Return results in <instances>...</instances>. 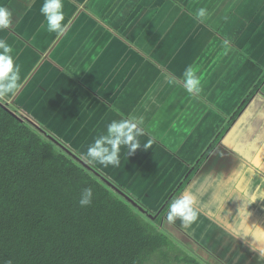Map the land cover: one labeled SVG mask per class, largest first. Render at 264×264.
<instances>
[{"label":"crops","instance_id":"1","mask_svg":"<svg viewBox=\"0 0 264 264\" xmlns=\"http://www.w3.org/2000/svg\"><path fill=\"white\" fill-rule=\"evenodd\" d=\"M42 3L0 0L13 14L0 39L21 77L0 98L86 163L109 122L142 117L134 153L88 164L156 210L199 160L168 201L194 198L199 215L185 231L216 242L215 257L264 256V171L251 163L257 149L264 160V0H63L56 33ZM189 65L196 93L184 88Z\"/></svg>","mask_w":264,"mask_h":264},{"label":"trees","instance_id":"2","mask_svg":"<svg viewBox=\"0 0 264 264\" xmlns=\"http://www.w3.org/2000/svg\"><path fill=\"white\" fill-rule=\"evenodd\" d=\"M20 115L0 104V264H146L168 248L162 232L99 181L106 176L89 174ZM86 187L94 196L81 207Z\"/></svg>","mask_w":264,"mask_h":264},{"label":"clouds","instance_id":"3","mask_svg":"<svg viewBox=\"0 0 264 264\" xmlns=\"http://www.w3.org/2000/svg\"><path fill=\"white\" fill-rule=\"evenodd\" d=\"M63 9V0H43L40 13L46 21L49 32H63L65 20ZM12 15V12L7 7L0 6V31L7 30L10 27ZM206 15L204 8L199 9L197 17L201 21L206 18ZM12 51L7 40L0 39V96L12 94L18 88L21 78L19 68L14 62ZM183 77L184 88L188 93L200 91L201 82L191 65L185 69ZM142 124L143 118L135 116L112 120L106 125L104 132L94 138L88 145L84 158L93 165L98 164L104 167L110 165L113 167L118 166L122 149H127V154L131 155L141 146L139 137L144 134V130L141 127ZM143 147L146 149V145L143 144ZM251 163L254 168L264 171V160L261 159L260 149H257V154L252 158ZM170 194L171 192L168 195ZM168 195L165 200L166 204L174 196L173 194L168 199ZM93 196L94 193L91 187L84 188L80 193L79 205L81 207L89 206L92 203ZM165 203L163 204L166 206ZM167 208L166 217L169 224H174L179 220L183 226H189L196 221L199 215L195 200L189 194L177 196L168 203Z\"/></svg>","mask_w":264,"mask_h":264},{"label":"rangeland","instance_id":"4","mask_svg":"<svg viewBox=\"0 0 264 264\" xmlns=\"http://www.w3.org/2000/svg\"><path fill=\"white\" fill-rule=\"evenodd\" d=\"M11 109L12 110H17L13 106H11ZM17 111L21 115H23L22 112H20L19 110H17ZM44 131L47 132L46 129H44ZM53 138L55 139V137H53ZM62 146H64V145H62ZM64 147H66V146H64ZM72 154L74 156H76L75 155L76 153L73 152ZM76 157L78 159H80L81 161H83L81 156H79V157L76 156ZM90 167L92 168V166H90ZM169 196L170 195H168V197ZM129 197L132 198L133 200H136V198L134 196L133 197L135 199L133 197H131V196H129ZM147 210H149V209H147ZM167 210H168V208L164 212L165 220H167V218H166ZM191 226H192V224H191ZM182 227L184 228V230H187V227H189V226H183V225L180 226V228H182ZM210 232H211V230H210ZM188 234H189V237L192 238V236H190L191 234L189 232H188ZM196 234H194V236L197 237V239L199 240L200 244L204 245L205 247H207L209 249V250L206 249V252H208L210 255L212 254V252H214V253L218 252L217 251V243L216 242H214V241L209 242L207 240V237L204 238V240H202V239H200V235L197 236ZM167 238L169 239V242H167L168 248L167 247H163L161 255H159V253H157V252L153 253L154 255H152L151 260H149L146 264H194V262H191L193 260L197 264H203L202 262H199L198 260H196L194 255L191 254L189 250L187 251L184 247H182L179 243H177L171 237L169 238V236H168ZM222 247H224V246H222ZM225 249H226V251H228L227 248H225ZM236 255L237 254L234 251L230 252V254H225V255L220 253L219 257H218L219 260H217V255H216V258H213V259H216V261H218L219 264H264V262H263L264 261V256L261 255L262 257L261 256L259 257V255L257 253H254L252 256H250V255L246 256V255L241 254L240 257H238Z\"/></svg>","mask_w":264,"mask_h":264},{"label":"water","instance_id":"5","mask_svg":"<svg viewBox=\"0 0 264 264\" xmlns=\"http://www.w3.org/2000/svg\"><path fill=\"white\" fill-rule=\"evenodd\" d=\"M8 104L7 102H5V100H3L2 98H0V104ZM21 117L23 115H20ZM224 127V126H223ZM40 133H42V136H46V140L54 145L56 148L60 149L64 154H66L67 156H69L73 161H75L76 163H78L80 166L82 167H85V169H87V171L89 172V174L91 175H98L96 172H94V170L92 168H90V166H88L85 162L81 161L80 159H78L76 156H74L67 148H65L64 146H62L57 140H55L51 135H49L48 133H46L44 130H41L39 129ZM220 134V132H218ZM218 134V135H219ZM41 135V134H40ZM217 135V136H218ZM209 147V146H208ZM207 147V148H208ZM206 148V149H207ZM199 160L196 161V163L190 168V171L191 169L197 164ZM187 172V174H185V176L179 180L178 184L175 185V187L173 188L170 196L168 197V199H170L173 194L176 192V190L178 189V187L180 186L181 183H183V181L186 179L187 175L189 174V172ZM99 181L106 184L107 188L111 191H115V194L117 196H121V199L126 203L128 204L132 209H134L136 212H138L144 219H146L148 222L152 223L154 225V227L159 230L160 232H162L165 236H169V238L171 237L173 240H175L177 243L178 241L173 238L172 236L166 234V232L161 228V227H158L156 226V224L154 223V219L157 217V215L159 214V212L161 211V209L163 208L164 204H162V206L159 208V210L155 213V215L151 214L150 212H148L146 209H144L141 205H139L138 203H136L132 198L128 197L126 194H124V192H121L120 190H117L115 188L114 185L110 184L108 180H106L104 177L102 176H99ZM105 186V185H104ZM172 195V196H171ZM165 203V202H164ZM166 204V203H165ZM163 217H164V220H163ZM157 219H161L163 221H165V214H161L160 216L157 217ZM187 238V240L190 242L191 246L190 248H192V244L194 246H196V240H194L193 238H188L187 236L185 237ZM180 244V243H179ZM181 245V244H180ZM182 246V245H181ZM193 246V247H194ZM183 247V246H182ZM186 249V248H185ZM188 251V249H186ZM191 254H193L192 252H190ZM194 255V254H193ZM195 259L198 260L199 262H202L203 264H208L204 261H202L200 258L196 257L194 255ZM216 261V259H213Z\"/></svg>","mask_w":264,"mask_h":264},{"label":"flooded vegetation","instance_id":"6","mask_svg":"<svg viewBox=\"0 0 264 264\" xmlns=\"http://www.w3.org/2000/svg\"><path fill=\"white\" fill-rule=\"evenodd\" d=\"M161 214L162 213L159 212L157 217L160 216ZM157 217L154 219V223L157 224L156 226L161 227L166 232V234L175 238L178 241V243H180L184 248L188 249L196 257L200 258L202 261L208 264H219L218 261L213 260V258H216V257L213 254L210 255L208 252H206V250L203 247H201L199 243L196 242V246L192 244V248H190L191 244L187 240V238H185L186 236L188 238L190 237H189L188 232H186L183 227L180 228L177 225L169 224L167 220L163 221L164 217H163V220L157 219ZM217 260H219L218 257H217Z\"/></svg>","mask_w":264,"mask_h":264}]
</instances>
